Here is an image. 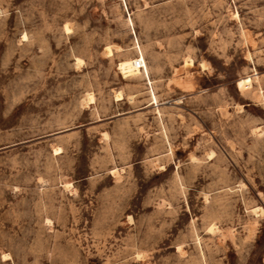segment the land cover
I'll use <instances>...</instances> for the list:
<instances>
[{"label":"rangeland","instance_id":"obj_1","mask_svg":"<svg viewBox=\"0 0 264 264\" xmlns=\"http://www.w3.org/2000/svg\"><path fill=\"white\" fill-rule=\"evenodd\" d=\"M258 206L264 0H0V264H264Z\"/></svg>","mask_w":264,"mask_h":264},{"label":"bare ground","instance_id":"obj_2","mask_svg":"<svg viewBox=\"0 0 264 264\" xmlns=\"http://www.w3.org/2000/svg\"><path fill=\"white\" fill-rule=\"evenodd\" d=\"M67 28V27H65ZM69 28V27H68ZM66 30V29H65ZM106 51L110 52V49H106ZM111 53V52H110ZM108 53V54H110ZM141 59V58H140ZM139 59V60H140ZM138 59H132L130 61H125V62H122L120 63L118 66H119V69L121 70L122 74L125 75V78H133V77H136V76H139L142 72V69H144L145 67V63L143 62V59H141L140 61H142L143 63V68H139L135 65V62L137 61ZM190 61V60H189ZM190 63V62H188ZM191 64V63H190ZM237 85L239 87V89H246L248 88L250 85H251V78L249 77H246V78H241L237 81ZM118 95V94H117ZM120 95V94H119ZM119 96H117L116 98H118ZM121 97V96H120ZM90 100V99H89ZM92 100V99H91ZM254 213L256 215H263L264 214V210L261 206H258L257 208H255L254 210Z\"/></svg>","mask_w":264,"mask_h":264},{"label":"built area","instance_id":"obj_3","mask_svg":"<svg viewBox=\"0 0 264 264\" xmlns=\"http://www.w3.org/2000/svg\"><path fill=\"white\" fill-rule=\"evenodd\" d=\"M135 65L139 68H143V63L139 59L135 62Z\"/></svg>","mask_w":264,"mask_h":264}]
</instances>
